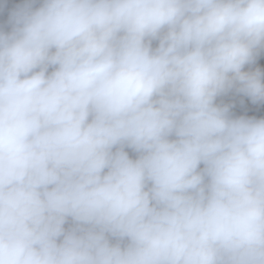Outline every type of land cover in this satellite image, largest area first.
<instances>
[{"label": "clouds", "instance_id": "9594fccd", "mask_svg": "<svg viewBox=\"0 0 264 264\" xmlns=\"http://www.w3.org/2000/svg\"><path fill=\"white\" fill-rule=\"evenodd\" d=\"M9 23L0 264H264V118L217 102L264 104V0H25Z\"/></svg>", "mask_w": 264, "mask_h": 264}, {"label": "trees", "instance_id": "16d2710c", "mask_svg": "<svg viewBox=\"0 0 264 264\" xmlns=\"http://www.w3.org/2000/svg\"><path fill=\"white\" fill-rule=\"evenodd\" d=\"M25 3V0H0V30L10 31L11 24L10 16L11 13L19 6H22ZM38 6V4L36 5ZM232 96H235L232 92H230ZM243 95L239 96L242 97ZM228 94L226 96L218 98V103L223 102L227 103ZM130 155V154H129Z\"/></svg>", "mask_w": 264, "mask_h": 264}, {"label": "built area", "instance_id": "2783aa9c", "mask_svg": "<svg viewBox=\"0 0 264 264\" xmlns=\"http://www.w3.org/2000/svg\"><path fill=\"white\" fill-rule=\"evenodd\" d=\"M155 43L156 42H154L153 46H155ZM227 103L233 105L230 111H231V115L234 118H237L240 116L250 117L251 111L254 108V104H252L250 98L245 97V96L235 97V96H232L231 93L228 94Z\"/></svg>", "mask_w": 264, "mask_h": 264}, {"label": "crops", "instance_id": "0c3cea01", "mask_svg": "<svg viewBox=\"0 0 264 264\" xmlns=\"http://www.w3.org/2000/svg\"><path fill=\"white\" fill-rule=\"evenodd\" d=\"M256 67H259L261 69L262 72H264V51H261L257 57L256 63L254 65H246L244 70L247 71L249 70V68L255 69ZM234 95H236V97L241 96L242 94H238L235 92H232ZM254 116L255 118L259 119V118H264V104H255L254 105ZM252 110V111H253ZM251 111V113H252ZM250 117L251 114H250ZM131 156V155H130Z\"/></svg>", "mask_w": 264, "mask_h": 264}, {"label": "rangeland", "instance_id": "374dc122", "mask_svg": "<svg viewBox=\"0 0 264 264\" xmlns=\"http://www.w3.org/2000/svg\"><path fill=\"white\" fill-rule=\"evenodd\" d=\"M254 110L252 111V113H251V116L253 117L254 115ZM127 151H129V154L133 157V158H135V154L130 150V149H127ZM66 227H67V225H66Z\"/></svg>", "mask_w": 264, "mask_h": 264}]
</instances>
